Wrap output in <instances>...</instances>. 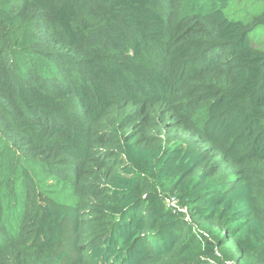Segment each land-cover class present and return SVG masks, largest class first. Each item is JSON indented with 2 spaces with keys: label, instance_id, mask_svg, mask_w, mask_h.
<instances>
[{
  "label": "trees",
  "instance_id": "16d2710c",
  "mask_svg": "<svg viewBox=\"0 0 264 264\" xmlns=\"http://www.w3.org/2000/svg\"><path fill=\"white\" fill-rule=\"evenodd\" d=\"M231 1L0 0V264H264V9Z\"/></svg>",
  "mask_w": 264,
  "mask_h": 264
},
{
  "label": "rangeland",
  "instance_id": "374dc122",
  "mask_svg": "<svg viewBox=\"0 0 264 264\" xmlns=\"http://www.w3.org/2000/svg\"><path fill=\"white\" fill-rule=\"evenodd\" d=\"M264 9V3L254 1V0H233L230 4L224 9V14L231 19L246 21L251 17L259 15ZM251 44L256 48L264 49V27L256 29L251 35ZM232 93H230L229 98V111L238 112L239 122L243 128H246L249 122V119L253 116L251 111L252 106L251 102L248 101L247 90L244 87L239 88H230ZM160 125L163 126L162 122ZM164 133L161 135L163 137ZM148 147L149 144L147 143ZM159 147V146H158Z\"/></svg>",
  "mask_w": 264,
  "mask_h": 264
},
{
  "label": "clouds",
  "instance_id": "9594fccd",
  "mask_svg": "<svg viewBox=\"0 0 264 264\" xmlns=\"http://www.w3.org/2000/svg\"><path fill=\"white\" fill-rule=\"evenodd\" d=\"M253 46V43H252ZM254 47V46H253ZM256 48V47H255ZM161 201L163 204V207L166 211L172 213L173 215H181L184 217L185 222L189 225L190 223V215L187 212L186 207H182L179 204V198L176 194L172 193H162L160 194ZM145 198V196H144Z\"/></svg>",
  "mask_w": 264,
  "mask_h": 264
}]
</instances>
